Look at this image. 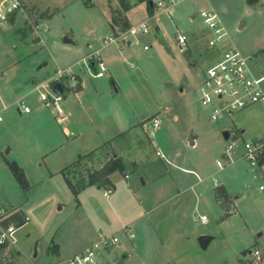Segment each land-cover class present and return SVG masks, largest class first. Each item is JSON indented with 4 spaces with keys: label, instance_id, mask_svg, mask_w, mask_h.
Instances as JSON below:
<instances>
[{
    "label": "rangeland",
    "instance_id": "374dc122",
    "mask_svg": "<svg viewBox=\"0 0 264 264\" xmlns=\"http://www.w3.org/2000/svg\"><path fill=\"white\" fill-rule=\"evenodd\" d=\"M21 1L27 16L16 13L0 24V103L10 107L4 115L6 130L0 134V207L17 211L14 219L17 215L23 219L19 225L26 217L18 208L25 212L28 221L17 238L30 262L42 263L52 247L67 258L86 247L101 225L102 234L116 237L118 244L103 253L98 264H238L241 251L250 247L264 254V175L243 157L244 142L264 141V102L232 115L220 114L213 121L211 110L198 99L205 70L229 48L248 59V68L264 93V0H176L173 5L162 0L171 6L170 16L161 13L156 6L159 0H154L150 16L144 5L134 6L128 14L132 26L123 33L120 26H109L111 18L117 17L118 0H90L91 7L82 0ZM128 2L134 5L135 0ZM202 12H213L225 33L213 48L208 43L215 38L214 29L204 23ZM139 24L147 26V33L130 34ZM177 33L187 39L180 50L175 45ZM65 38L71 43H64ZM109 39L115 42L110 46H121L122 58L115 62L121 78L118 106L107 111L108 98L94 97L93 113L73 100L71 90L78 87V81L70 74L79 73L82 59L87 61L89 54L109 46ZM97 55H90L95 64L91 73L101 62ZM69 67L66 76L57 79L70 90L59 104L65 109L67 101L72 111L68 126L75 123L74 132L82 128L84 134L76 132L64 148L35 161L30 156L42 143L37 134H29L28 125L31 131L34 125L20 114L17 103L22 101L30 110L44 105L35 86ZM79 75L85 78L88 73ZM86 78L94 85L108 81L107 77ZM56 85L51 84L53 92L58 91ZM103 110L108 113L104 123L111 131L96 135ZM122 116L123 124L118 123ZM144 118L141 132L135 124ZM155 119L160 124L157 129ZM129 127L125 136L112 140V147H102L67 171L77 187L86 181L87 173L120 154L127 170L113 176L114 189L106 188L113 194L106 198L105 190L90 186L75 198L61 171L81 159L93 144H102L101 138L113 139L116 129L120 133ZM150 131L155 137L150 136L154 149H149L148 156L159 161L156 152L170 154L165 185L171 184L165 189L164 182H148L131 190L127 184L141 173L130 169L129 160L136 153L133 142L138 137L146 143ZM224 133H228L227 141ZM191 138H196L193 146L188 145ZM232 143L228 161L226 150ZM12 162L23 169L28 188L14 177L9 168ZM158 186L163 188L155 198ZM218 189L227 192L231 208L217 202ZM200 216L207 217L206 224L198 221ZM128 222V235L133 238L121 228ZM200 237L210 238L206 249L200 248Z\"/></svg>",
    "mask_w": 264,
    "mask_h": 264
},
{
    "label": "built area",
    "instance_id": "2783aa9c",
    "mask_svg": "<svg viewBox=\"0 0 264 264\" xmlns=\"http://www.w3.org/2000/svg\"><path fill=\"white\" fill-rule=\"evenodd\" d=\"M171 5L176 0H167ZM167 3L159 0L156 6L160 9L161 13L170 16V7L165 5ZM16 13L26 15L24 6L21 0H0V24L5 23L10 17ZM27 16V15H26ZM204 18V23L209 29H214L215 38L211 39L208 46L213 48L220 42L225 33L221 26H219V20L213 12L201 13ZM138 33H147V26L145 24H139L131 28L130 34L136 35ZM176 44L183 47L186 43V37L177 33L175 36ZM109 45L115 44L113 39H109ZM106 42V44H108ZM87 64L89 71L95 68V64L92 63L91 57H87V61L83 60V64ZM97 69L92 76L95 78H101L106 73V67L103 63L99 62L96 65ZM68 71L59 70L55 79L51 80L46 87L50 92H46L41 95V101L45 105H53L56 109L57 116L61 119H65V114L62 108L59 106V102L62 100V95L59 91H52L51 84H58L57 79L66 76ZM45 85L41 86L44 88ZM198 99L200 104L211 110V119L216 121L220 114L232 115L234 113L243 111L252 105L264 102V93L261 89V82L258 78L254 77L248 68V59L243 58L241 54L234 48H229L222 52L220 59L209 66L199 83ZM19 110L25 113H30V109L22 102H18ZM4 121L3 115L0 113V123ZM159 122L153 120V127L156 129ZM234 144H229L226 150V159L228 161L229 153ZM243 157H245L250 165L253 167H260L259 163L264 162V141L255 140L244 142L243 144ZM158 155V153H157ZM217 166L221 167L220 161L217 162ZM263 189V187H260ZM106 196L112 194V190H105ZM15 210L6 209L0 207V251L4 252L7 256L14 250L18 249V230L27 223L26 221L19 225L16 221ZM198 221L201 224L207 223L206 216L198 217ZM124 232L128 235V227L123 228ZM133 238V235H128ZM118 244V239L114 236H104L99 233L97 241L89 247L83 249L79 253L71 257L67 264H98V259L102 257L103 253L108 252L110 249ZM239 264H264V254L256 247H250L241 253L239 257Z\"/></svg>",
    "mask_w": 264,
    "mask_h": 264
},
{
    "label": "crops",
    "instance_id": "0c3cea01",
    "mask_svg": "<svg viewBox=\"0 0 264 264\" xmlns=\"http://www.w3.org/2000/svg\"><path fill=\"white\" fill-rule=\"evenodd\" d=\"M138 5H144L145 10H146V5L144 3L138 4ZM135 7H133V8H135ZM131 10H129L125 14V16L127 18V21L130 24V26H132V24L130 22L128 14H129V12ZM146 13H147V11H146ZM126 44H127V46H130L131 42L128 41V42H126ZM175 45L180 50V46H178L177 44H175ZM95 52L98 53L97 57H95V58L100 60L103 63V65L106 67V70H107L106 74L103 77H101V78L93 77L91 71H89V69L87 68V64H85V63L83 64L84 67L80 69L79 73H71L70 74V75H74L77 78V81H78V87L75 90L74 89L71 90L72 96H73V100H75L77 102L78 106L81 109L84 108L85 110L93 111V113H95L94 104L96 103V102H94V100H95L94 97L102 96V97H105L106 99L108 98L109 104H107L108 105L107 111H110L114 107L118 106V103H117L118 99L117 98L120 96L119 94L121 92V90H120V88L118 86V80H121V78L119 76V73H117V71H118L117 68H115L116 67L115 66V62L117 63L118 60L120 58H122L121 46H118V47L117 46L113 47V46H110V45L107 46V47H103L102 46V47L98 48V50H96ZM95 52H93L91 54H94ZM91 54H89L88 56L90 57ZM83 60L84 59H82V63H83ZM92 63H94V61H91V64ZM70 70H71V67L67 68L64 71H70ZM85 71L88 73V75H84L85 78L81 77L79 74H83ZM56 76L53 77L50 80L43 81L40 84H37L35 86V92H39L40 93V101H41V95L42 94H44V93H46L48 91L50 92L48 87H46V84H48L51 80L55 79ZM87 76L90 77V78H93V79H103V78L107 77L108 81H103V83H98V84L94 85L92 83H88L87 82V80H86ZM43 85H45L44 88H41V86H43ZM66 88L67 87H65L64 85H62V87H61L62 100L64 98L66 99V95L68 93H70V90H68ZM112 90H113V92H112ZM32 91L34 92V89ZM62 100L60 102H62ZM59 106H60V104H59ZM9 108L10 107L4 106V105H2L0 103V113L3 115V118H4V115L6 114V112H8ZM62 110L64 111V114H65V119L64 120H61L57 116L56 109H55V107L53 105H48L47 106V105L44 104V105L37 106L36 108L30 110V113H25V112H22V111L18 110L20 112V114L28 116V119H29L28 123H30V125H32V126L34 125L35 129H33L32 131L30 129L31 126L29 127V125H28L29 134L32 137H35L36 134H37L38 137H39L38 139L41 140V143H42L41 146L38 147L37 149H34L32 151L33 156H30L31 158L35 159V161H37L38 159H41V158L45 159L48 156H50V155L56 153L57 151L61 150L62 148H64L69 143V141H68L69 138L72 137L76 132L78 133V135H83L84 134V130L82 128H80V129L78 128L74 132L73 128H75V126H76L75 123H74V125L71 123L68 126V122L70 121V116H71L72 111L70 110V105L67 103V101L65 102V109L62 108ZM65 111H67V112H65ZM101 115H102V118H103V122H101L102 126L100 128H98V129H96V135H100V134L101 135H106V133L108 131H111L110 130L111 129L110 126L106 127V125L104 123L106 121V119H107L108 113L103 110ZM153 115H155L157 118H159V116L157 114H153ZM147 118L140 119L137 122V124H135V126L138 125V127L141 130V132H142L141 125L146 124V119ZM123 119L124 118L122 116V118H120V121H118V123H122L123 124L124 123ZM159 125H158V127H159ZM115 126H117L118 129H122L121 128V124H117V125L115 124ZM132 127L127 128V131H125V132L122 130L120 133L118 132V129H116L115 131L118 134L113 139L107 140L108 138H103V139L101 138L100 142H102V144H97V146H95L96 144H93L91 146V148H89V150L86 152V154L91 152V151H93V150L98 151L104 146H108V145L110 146L112 140H115L118 137L125 136V134ZM29 129H30V131H29ZM5 130H6V125H5V119H4V121L0 123V134L3 133ZM153 131H150V135L148 136V138H146L147 139L146 143H144L142 140H138V137L136 139L137 143L135 141L133 142V143H135L136 153L129 160L130 169H131V171L140 169L141 173L137 174L138 179L135 180V182H133V183L130 182V183L127 184L128 188L131 189V190L143 188V187H145L147 185L148 182H150V183L153 182V184L154 183L155 184H160V183L164 182V186L163 187L165 189L170 186L169 184H171L170 181H167V182H169L168 186L165 185V181L167 180V176H170L169 168L167 167V166L170 165V163L172 161L171 157H170V154L169 155L168 154L164 155L162 153L156 152L155 156L158 157L159 161H156V159L152 160V158L150 156H148L149 149H154L153 142L150 139V136L151 137H155ZM241 133H243V131H241ZM195 140H196V138H191L189 140V142L192 141L193 145H194L196 143ZM125 141L127 142L126 139H125ZM189 142H188V145L189 146H193V145H190ZM132 145H134V144H132ZM111 147H112V145H111ZM157 153H158V155H157ZM119 155L120 154H114L113 156L114 157H119L122 160V157L119 156ZM162 159H164V161H162ZM75 161L76 160L70 162V164L67 167H69ZM122 162L124 164L123 160H122ZM132 163H136L137 166H133ZM124 166H125V170H127L125 164H124ZM67 167H65L64 169H66ZM257 168H260V170L262 171V173L264 175V165H262L261 167H257ZM116 173L117 172H115L114 174L110 175V177H109L110 182L112 184V189H114L113 176L116 175ZM189 173H192V172L189 171ZM127 178H128V176H127ZM163 187H161V188L159 186L157 187V192L156 193H158V196L155 197V198H159V195H160ZM224 192L227 195V199L225 200L223 198L220 199V198L216 197L217 198L216 200H217V202L220 205H227V206L229 205V208H231L232 202H230V204H228L230 197H228L229 195L227 194V192L225 190H224ZM104 193H105V191H104ZM104 196L107 198L109 195L106 196L104 194ZM18 209L27 218L25 212L22 209H20V208H18ZM232 211L233 210H231V212ZM134 221H135V223L138 224V221H140V220L137 219V220H134ZM128 225H129V222L126 223V224L123 223V225H121V228L128 227ZM101 226H99L97 228V230H95L93 232V235L90 236L89 244L86 247L71 252L70 254H68L69 256L67 258H62L63 252L62 251L60 252V250L58 251V249L54 247L52 249V253H50V251L48 250V254L50 253V256L47 255L46 258H43V261H41L42 263H40V264H65V262L67 263V261L71 257H73L75 254L79 253L80 251H82L83 249L89 247L90 245L94 244L97 241L99 233H102L101 231H102V229H104ZM20 241L21 240L18 238V243H21ZM245 250H243V251H245ZM243 251H241V253ZM36 257H38L37 254H35L34 259H36ZM122 258L124 259L125 256H123ZM29 259L30 258L25 256V254H24L21 246H19V244H18V249L12 251L10 253V255H8V256L4 252L0 251V264H35V263L30 262ZM237 262L239 264V259L237 260Z\"/></svg>",
    "mask_w": 264,
    "mask_h": 264
},
{
    "label": "trees",
    "instance_id": "16d2710c",
    "mask_svg": "<svg viewBox=\"0 0 264 264\" xmlns=\"http://www.w3.org/2000/svg\"><path fill=\"white\" fill-rule=\"evenodd\" d=\"M84 5L86 7L93 6V3L90 2V0H82ZM154 0H135L134 5H130L128 0H118L119 2V9L117 10V17H112L110 20V28H116L119 27V32L123 33L127 31L130 28V25L127 21V18L125 16L126 12L131 10L134 6H137L138 4L144 3L146 5V11L148 16L152 15L153 9H154ZM247 2L252 3L253 0H247ZM51 18V17H50ZM92 66V64H91ZM93 68V67H92ZM96 152V150H93L86 155L82 156L81 159L76 160L73 162L69 167L64 169L62 171V174L66 180L67 185L70 188L71 193L76 198L77 195L84 190L86 187L90 186H96L97 188H102L106 190L108 187H112V184L110 182V175L114 174L115 172L123 174L125 172V166L122 162V160L119 157H112L110 158L100 169L92 171L87 173V179L86 181H81L80 184L76 187L70 182V179L67 176V171L69 168H76L80 165L81 160L84 158H90L93 156V154ZM264 165V162H260L259 166ZM9 168L11 172L13 173L14 177L17 179L19 184L24 188H28V182L25 176V173L21 167H19L15 162H12L9 164ZM108 190V189H107ZM218 198L227 199V195L224 192L223 189H218L216 192ZM17 221L22 222V217L20 215H17ZM24 223V222H23ZM54 247L50 248L49 251H52ZM244 252V251H243Z\"/></svg>",
    "mask_w": 264,
    "mask_h": 264
},
{
    "label": "water",
    "instance_id": "95a60500",
    "mask_svg": "<svg viewBox=\"0 0 264 264\" xmlns=\"http://www.w3.org/2000/svg\"><path fill=\"white\" fill-rule=\"evenodd\" d=\"M64 43L69 44V43H71V41H70V39L65 38V39H64ZM55 88H56L60 93L62 92V90H61V85H60V84H57V85L55 86ZM223 138H224L225 141H227V140H228V133H224V134H223ZM189 144H190V145H193V142L190 141ZM9 152H10V149H8L6 153L9 154ZM209 241H210V238H208V237H200V238H198V244H199V246H200L201 249H206V247H207Z\"/></svg>",
    "mask_w": 264,
    "mask_h": 264
}]
</instances>
